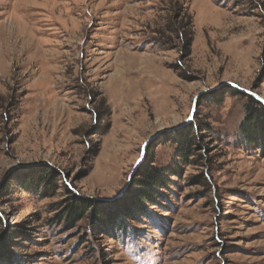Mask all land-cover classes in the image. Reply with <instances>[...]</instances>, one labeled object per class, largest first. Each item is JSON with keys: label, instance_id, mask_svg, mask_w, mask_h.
Returning a JSON list of instances; mask_svg holds the SVG:
<instances>
[{"label": "rangeland", "instance_id": "374dc122", "mask_svg": "<svg viewBox=\"0 0 264 264\" xmlns=\"http://www.w3.org/2000/svg\"><path fill=\"white\" fill-rule=\"evenodd\" d=\"M0 264H264V0H0Z\"/></svg>", "mask_w": 264, "mask_h": 264}, {"label": "trees", "instance_id": "16d2710c", "mask_svg": "<svg viewBox=\"0 0 264 264\" xmlns=\"http://www.w3.org/2000/svg\"><path fill=\"white\" fill-rule=\"evenodd\" d=\"M248 114L250 112H247ZM253 123V122H251ZM250 122L247 123L245 125V129H249L248 131H253L254 132H259V129L261 130L262 128L260 127H253L254 125H252ZM186 148V144L183 145ZM186 150V149H185ZM181 155L184 156L186 155V152L184 151V149L182 148V152ZM138 183H140L139 185L141 187H143L139 194L138 197L140 199H146V200H151L153 197L154 198V193L156 192L157 189L164 187V185H166V180L165 178L160 175V173L158 172V170L156 168H149L148 171H146V173L144 174L143 180H137ZM83 201H73L71 202L67 208H66V220H71V219H76L78 217H82L83 215V210H82V203ZM113 220L110 219V222L108 220V225H114V223L112 222ZM115 225H117L115 223Z\"/></svg>", "mask_w": 264, "mask_h": 264}, {"label": "water", "instance_id": "95a60500", "mask_svg": "<svg viewBox=\"0 0 264 264\" xmlns=\"http://www.w3.org/2000/svg\"><path fill=\"white\" fill-rule=\"evenodd\" d=\"M249 94H250V93H249ZM252 95H253L254 97H257V96L254 95V94H252ZM198 98H199V96H197V97L195 98V100H194V103H193V106H192V109H191V116H190V118L192 117V115H193V113H194V111H195V107H196V105H197L196 103H197ZM154 137H155V136H152L151 138L148 139V141H150V140L153 139ZM148 141L143 145V149H142L141 157H140V159L138 160V162L136 163V165H135V167H134L132 173L130 174V176H129V178H128V181L125 183L124 188L122 189V191L119 193V195H118L117 197H119V196L124 192V190L129 186V184L131 183V180H132V178H133V176H134L136 170L138 169V167H139L140 164H141L142 157L144 156V149H145V147H146Z\"/></svg>", "mask_w": 264, "mask_h": 264}]
</instances>
